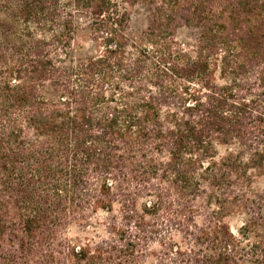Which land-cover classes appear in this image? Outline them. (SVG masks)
<instances>
[{"label": "trees", "instance_id": "16d2710c", "mask_svg": "<svg viewBox=\"0 0 264 264\" xmlns=\"http://www.w3.org/2000/svg\"><path fill=\"white\" fill-rule=\"evenodd\" d=\"M262 178L264 0H0V264H264Z\"/></svg>", "mask_w": 264, "mask_h": 264}, {"label": "rangeland", "instance_id": "374dc122", "mask_svg": "<svg viewBox=\"0 0 264 264\" xmlns=\"http://www.w3.org/2000/svg\"><path fill=\"white\" fill-rule=\"evenodd\" d=\"M131 20L132 25L138 29L144 28L146 24V11L145 8L141 6H135L131 10ZM81 26L84 25V22L80 24ZM197 31H195L193 28H180L177 31L176 39L178 44L182 49L188 50L192 55L194 51V45H195V39L197 38ZM215 79L218 83H223L224 81L220 78L219 73H215ZM234 147L231 146H224L219 145L217 146V158L221 159L230 151H233ZM258 185L261 187L264 186V178L258 180ZM226 223L229 225L230 229L236 233L238 228L242 225V217L241 216H230L225 219ZM89 233H93L92 229L88 230ZM69 235L71 237L73 236H80V230L76 227H73L69 231Z\"/></svg>", "mask_w": 264, "mask_h": 264}]
</instances>
